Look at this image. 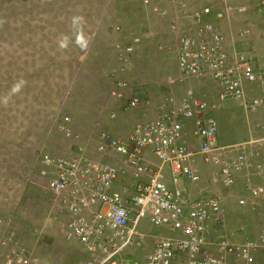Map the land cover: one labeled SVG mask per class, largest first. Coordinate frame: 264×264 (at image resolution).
Returning <instances> with one entry per match:
<instances>
[{
	"label": "rangeland",
	"instance_id": "rangeland-1",
	"mask_svg": "<svg viewBox=\"0 0 264 264\" xmlns=\"http://www.w3.org/2000/svg\"><path fill=\"white\" fill-rule=\"evenodd\" d=\"M263 1L251 6L241 4L254 10L248 13L252 19L249 16L247 23L263 24ZM140 6L138 0H0V264H5L14 251L31 258L33 264H80L88 259L80 244L65 239L62 229L66 218L50 216L47 180L40 173L44 167L42 156L74 157L85 150L95 159L122 166L120 156L98 151L100 134L112 132L109 127L113 114L117 115L113 121L126 116L133 126L140 117L137 109H128V102L118 112L115 103L120 99L112 95L113 82L124 80L131 87L126 94H132L136 86L135 92L145 96L152 84L168 85L178 67L175 36L167 32L172 46L160 49V42H164L155 39L159 36L146 27L145 19L135 24L137 29L133 28L136 21H130L129 12L134 8L142 10ZM234 8L236 12L238 8ZM185 9L180 13L187 18L191 9ZM187 21L179 23L180 31ZM214 24L223 30L218 20ZM191 25L187 29L192 30ZM251 31L250 38L242 39L240 53L256 36ZM135 38L144 47L138 48ZM130 46L134 53L123 62L121 50ZM205 80L206 88L214 91L205 93L204 99L217 105L219 89L211 78ZM248 93L252 97L264 96V89L250 87ZM221 105L222 111L216 108L213 115L219 131L228 135L223 113L236 111L240 125L245 114L235 100L228 99ZM255 119L257 124L264 123V115ZM133 126L125 124L118 131L129 138ZM257 131V137L264 136V125ZM237 132H231L229 138ZM229 192L232 198L238 197L235 188ZM234 212L225 228L231 242L244 244L264 236L260 231L257 237H246L245 229L237 227L241 214ZM148 226L146 232L150 236L171 234L167 228L150 223ZM145 255L136 256L139 264L145 263ZM258 258L264 259V245Z\"/></svg>",
	"mask_w": 264,
	"mask_h": 264
},
{
	"label": "built area",
	"instance_id": "built-area-1",
	"mask_svg": "<svg viewBox=\"0 0 264 264\" xmlns=\"http://www.w3.org/2000/svg\"><path fill=\"white\" fill-rule=\"evenodd\" d=\"M171 1L182 5L181 9L187 8L183 0ZM234 10L227 6L228 13ZM238 11L244 13L246 9ZM211 15L212 5L190 13L197 34H185L179 40L178 72L168 80L169 96L160 104L158 115L138 120L127 140L108 131L100 134L98 151L120 156L121 168L95 159L85 150L74 157L42 156L44 167L40 173L47 180L50 216L66 218L62 229L65 239L80 244L88 255L80 264H139L128 260L126 253L145 245L143 222L175 233L155 239L145 264H259L257 254L264 245L263 236L236 244L225 235V194L196 198L185 186L187 181L201 183V160L216 168L210 184L229 190L264 149V136L233 146L220 144L219 125L213 115L217 105L191 89L181 98L175 93L176 88L191 80L211 78L219 85L221 102L232 99L241 102L249 113L264 111V96L248 93L256 85L264 89V66L240 54L231 58L226 37L212 23ZM173 29L177 31L175 25ZM133 53V46L124 48L120 58L126 62ZM113 85L115 98H128V109L139 107V97L126 94L131 88L128 82L117 80ZM188 121L194 125L195 146L186 140ZM65 131L69 135V129ZM148 151L158 159V165L148 162ZM126 172L137 180L148 179L117 191L115 183ZM248 192L251 199H241L240 205L247 206L252 200L256 209L258 200L264 199V182ZM5 264L33 261L14 251Z\"/></svg>",
	"mask_w": 264,
	"mask_h": 264
},
{
	"label": "crops",
	"instance_id": "crops-1",
	"mask_svg": "<svg viewBox=\"0 0 264 264\" xmlns=\"http://www.w3.org/2000/svg\"><path fill=\"white\" fill-rule=\"evenodd\" d=\"M256 1L262 2V0H183L182 4L187 5L192 11L201 10L204 7H207L212 4L213 5L212 15L210 16V20L212 21V23L218 20V22L223 26V30H220V31L226 37V49L229 55L231 56V58H236V56L240 54L247 58L249 57V58H254L255 60L257 59L258 63L264 66V22H261L263 23L261 26H259L258 23L257 25H255L254 22L247 23V21L250 20V18L252 19V17L250 16L251 14L248 15V13L252 11V9H249L247 6L241 5V4H245V5L251 6ZM138 2L140 3L141 5L140 7H142V10H139L137 8L135 10L134 8L132 12L131 11L129 12L131 14L129 18L130 21L131 22L132 21L134 22V20L136 21L133 24V28L137 29L135 24L140 23V20L145 19V25H147L146 27H148L150 31L152 30L153 35L159 36L158 38L156 37L155 39H157L158 41L164 42L165 45L160 42L159 44L160 49H163L165 47L168 48L172 46L173 41L167 35V32H170V34L175 36L176 42L178 40V43L176 44V46H178L177 50H179V45H180L179 40L181 36L183 35L185 36V34L187 35L192 34L194 36L197 34L196 33L197 27L192 22H191L192 25L189 24L190 21L189 22L187 21V24L185 23L181 28L182 31H180L179 23H182V20L184 19L185 20L188 19L186 18V16H182L180 13L182 12L180 8L182 7V5H178L177 3H174L171 0H148V2H146L145 0H138ZM201 2L204 5L203 8H200L203 6V5L201 6ZM229 4H231L232 6L238 9L244 8L246 9V11L244 13H240L237 9L236 12L232 14L228 13L227 6H229ZM195 8H198V9H195ZM252 12H254V10ZM215 13H216V16H215ZM262 15L263 13L261 14V16ZM244 21H245V24L242 25ZM174 25L177 27V31L173 29ZM190 25L192 27V30L187 29V27H189ZM164 26L166 27L164 28ZM154 30H156V32ZM251 30L255 32L256 36L255 37L253 36L251 38V42L250 44L247 43L248 46L245 47V51L243 53H240V51L242 50L241 45H243L242 39L250 38L249 34H252ZM134 42L139 43L138 48H140L141 46L144 47V43H141L139 38H135ZM206 83L208 84L207 80L205 79H203V81L201 80L198 84L196 83L197 85H193V83H190V84L187 83V85H182L176 88L175 93L179 98H181L183 97L184 93L188 89H191L197 93L199 92L198 96L204 99L203 95H205V93L208 95L210 92L214 91L211 88L210 89L206 88ZM159 85H161V87ZM216 86L220 91L219 85L217 83H216ZM252 87L254 88L257 87L260 90L262 89L260 85L259 86L256 85ZM166 89H167V92H166ZM135 91H137V87L133 86L132 96H138L140 101L151 99L150 101L151 104L150 102L144 103L143 105L140 103L141 105H139V108H137V111H138L137 115L138 117H140L139 120H141V119H151L158 115L160 104L165 102V99L169 96L170 89L168 88L167 84L158 83V85L152 84L151 88H148V93L145 96H139L138 92L136 93ZM128 95L131 96V94H128ZM119 99L120 101H118L115 104H116V107L119 109L118 112H121L122 108L124 109L126 103L128 102V98H124V99L119 98ZM217 99H218V101L216 102L217 109H218L217 111H220V110L222 111V108H221L222 102L219 100V96ZM238 105L239 107H241L242 112H244L245 119L242 120V124L240 125V123L237 122L238 116L236 117V115H234V113H237L236 111L232 110V111H226L223 113V116H225L226 118L225 122H228L227 128H228L229 134L231 132L235 133L236 130H238V132L234 136L229 138V134L227 135L221 129V131H219V143L221 144L223 142L224 144L222 145L233 146L235 144L244 143L250 139L256 138L257 137L256 135H259L257 128L259 126L262 127V125H264V123L260 125L255 122L256 120L255 117L257 115H264V111H259L258 113L253 114V113L247 112L245 108L243 107V105L241 104V102H238ZM113 120L114 119H112L113 123L110 124L111 126L109 127V129L112 130L111 134L114 137L119 138V139H123V140L128 139L126 135L121 133L122 130L121 131H118V130L120 129L122 125H125V124H126V127L130 126V128L133 126V123H131L129 117L121 116L118 118V120H116V122ZM223 121H224V118H223ZM103 122L106 123L105 119H103ZM256 124L258 126L255 129L254 126H256ZM193 129H194L193 122L188 121L186 123V132H187L186 140L190 145L195 146L197 142L193 135ZM260 153H261L260 156H258L252 161L251 167L246 169L242 174H240L237 184L234 187L229 189L231 190L235 188V190L239 193L238 197L232 198V196L230 195L226 196L227 194L230 193L228 191L229 193L227 192V194L225 195L226 200L224 202V208H225V214H226V226H227V220L229 218V215L231 216L234 215L235 214L234 211L239 212L241 214L242 219L238 222L237 227L240 226L241 228H244L245 229L244 235H246V237L248 238L257 237L260 231H263L264 233V199L258 200V203H256V205H258L256 209L252 207V204H253L252 200H249L250 202L248 206L240 205L241 199L243 198L251 199V197L249 196V192L247 191L249 188L257 187L264 182V174L262 173V170L264 171V150H262ZM146 158L148 162L154 166L158 165L159 163L158 159L154 156V154L151 151L147 152ZM198 163H199V168L202 174L201 183L197 185L195 183H191L187 181L185 183V186L187 190L190 192V194L196 198L201 197V196L208 197V196H213L216 194H223L224 191L226 190L221 185L214 186L210 184L211 176L213 172L216 170V168L212 165L204 164L201 160H199ZM119 167L121 168V166ZM127 173L128 172L120 174L119 179L115 183V189L117 191H123L127 187L133 188L134 185L138 183L139 181H146L148 179L147 177H143L137 180L133 177L131 173H129L130 175H128ZM126 174L128 176H126ZM131 182H133L132 185H130ZM169 183H170V186L173 187L172 182H169ZM240 194H242L241 197H239ZM148 225L149 223L143 222L141 226V231L144 232L147 236L146 243L143 249L142 250L141 249L131 250L126 253V257L130 261H133V260L137 261L136 256L140 257L145 254H146L145 255V258H146L147 254L150 253L154 249L155 239L158 237L150 236L148 232H146V228L149 227ZM231 226H232V222H231ZM169 231L171 232L170 235L168 232H166L165 235L163 236H172L175 234L171 230ZM163 236H159V237H163ZM250 241H255V240H248L247 242H250ZM236 244H239V243H236ZM257 260L259 264H264V259L258 258V255H257Z\"/></svg>",
	"mask_w": 264,
	"mask_h": 264
},
{
	"label": "clouds",
	"instance_id": "clouds-1",
	"mask_svg": "<svg viewBox=\"0 0 264 264\" xmlns=\"http://www.w3.org/2000/svg\"><path fill=\"white\" fill-rule=\"evenodd\" d=\"M185 10H186V9H181V11H182L183 13H184ZM191 12H192V10H191L190 12L188 11V13L186 14V15H187V18L189 19L190 22H192L191 18L189 17V15H190ZM192 23H193V22H192ZM177 71H178V69H177ZM186 84H187V83H186ZM259 97H260V96H259ZM261 97H262V96H261ZM113 115H114V114H113ZM115 115H116V114H115ZM199 184H200V183H199ZM225 190H226V189H225ZM228 191H229V190L224 191L223 194L226 195ZM216 195H217V194H216ZM227 195H228V194H227ZM227 195H226V196H227ZM206 197H207V196H206ZM208 197H211V196H208ZM250 242H251V241H250ZM257 255H258V254H257Z\"/></svg>",
	"mask_w": 264,
	"mask_h": 264
}]
</instances>
